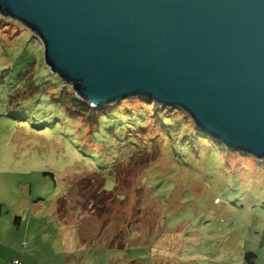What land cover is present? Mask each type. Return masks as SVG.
<instances>
[{"label": "rangeland", "instance_id": "obj_1", "mask_svg": "<svg viewBox=\"0 0 264 264\" xmlns=\"http://www.w3.org/2000/svg\"><path fill=\"white\" fill-rule=\"evenodd\" d=\"M0 17V263L20 264L14 251L22 264H264V160L186 138L190 116L139 97L91 132L51 99L65 82L43 42ZM26 72L52 85L17 96ZM100 180L114 202L99 194L92 212Z\"/></svg>", "mask_w": 264, "mask_h": 264}, {"label": "water", "instance_id": "obj_2", "mask_svg": "<svg viewBox=\"0 0 264 264\" xmlns=\"http://www.w3.org/2000/svg\"><path fill=\"white\" fill-rule=\"evenodd\" d=\"M92 108L147 98L264 160V0H0Z\"/></svg>", "mask_w": 264, "mask_h": 264}, {"label": "trees", "instance_id": "obj_3", "mask_svg": "<svg viewBox=\"0 0 264 264\" xmlns=\"http://www.w3.org/2000/svg\"><path fill=\"white\" fill-rule=\"evenodd\" d=\"M0 16H2L0 14ZM3 22V18L0 17V25L2 24ZM32 72H26L25 74H18L16 75V80H15V87L17 92V96H20V97H25L27 94L30 95L31 97H33V95L35 93H43L44 90H46V88H43L42 85H52V82H44V84L42 83H38L36 82V79H33L34 76L31 75ZM2 74V73H0ZM58 84V83H57ZM56 84V85H57ZM60 84V82H59ZM54 85V83H53ZM63 87L61 88V91L59 92V94L56 96V93L55 92H52L50 93L51 95V99L57 103V105L61 108V110H64L67 112V114L69 115V117L71 119H74V118H81L83 121H84V124L85 126H88L89 129H91V132L92 130H97L98 129L100 130L101 128V125H105L107 123H109L110 120H112V117L113 116H116V109L118 105L122 104L123 102L120 101V103H116V104H112V105H108V107H100V108H92L87 102H84L82 101V98L79 97L77 94V91L74 87L72 86H68L67 84L63 83L62 85ZM45 94H48V93H45ZM141 101H144L146 103H149V104H154L153 102H151L149 99L143 97V98H139ZM133 100V99H131ZM130 100V101H131ZM126 103V102H125ZM164 111H163V114H169V110L170 109H166V108H163ZM173 110H176V109H173ZM122 111V110H121ZM127 113L129 112H132L129 108L125 110ZM179 111H174L172 114H169V115H176ZM118 114V113H117ZM166 125V124H164ZM116 127V128H115ZM115 127H109V128H105L106 131H115V129H118L119 126L116 125ZM195 130V131H194ZM194 130L193 132L191 131L190 134H186V138H189V136L191 134H194L195 135H200V136H204L206 138H209L203 131L199 130L198 127H196L194 125ZM210 139V138H209ZM96 181V180H95ZM97 182H94V183H90V186H93L95 185ZM99 186L100 188H96L97 191L94 192V197H90V199H92V201L90 202L91 203V211L93 212L95 209H98L101 211L102 210V207L103 205H98L96 208H93L95 207L97 204V202L99 200H97V198L100 197V195L102 196V198L100 199L102 202L103 201H107L108 203L112 204V202H114L113 200V194L114 192H108L106 190H103V181L100 180L99 181ZM95 189V190H96ZM100 194V195H99ZM81 196V194H80ZM84 205H85V202H84ZM96 211V210H95ZM94 211V212H95ZM20 219L21 217H17L15 219V222L16 224L18 225L20 223ZM256 256V253H247L246 254V260H247V263L248 264H252L253 261H254V258Z\"/></svg>", "mask_w": 264, "mask_h": 264}, {"label": "crops", "instance_id": "obj_4", "mask_svg": "<svg viewBox=\"0 0 264 264\" xmlns=\"http://www.w3.org/2000/svg\"><path fill=\"white\" fill-rule=\"evenodd\" d=\"M2 212H3V209L0 207V217L2 216ZM15 224H16V222H15ZM21 224V222L18 224V226ZM17 225V224H16ZM2 228H4V229H6V230H8L9 231V233H12V230L14 229V228H12L11 227V225L9 226V228H8V226H4V225H2L1 226ZM19 228V227H18ZM15 230V229H14ZM15 232H16V230H15ZM16 234H17V239L19 240V241H21L22 239L20 238V236H19V233L18 232H16ZM2 240V242H4V240L3 239H1ZM7 250L8 249V247H5V245H1L0 244V250ZM4 253V252H3ZM4 256H5V253H4ZM6 256L8 257V261L11 263L12 261H19V263L20 264H22L21 263V259L22 258H20V253H18L17 255L15 254L14 255V251H11V253L10 254H6ZM0 264H2V263H0Z\"/></svg>", "mask_w": 264, "mask_h": 264}, {"label": "built area", "instance_id": "obj_5", "mask_svg": "<svg viewBox=\"0 0 264 264\" xmlns=\"http://www.w3.org/2000/svg\"><path fill=\"white\" fill-rule=\"evenodd\" d=\"M17 264V263H16Z\"/></svg>", "mask_w": 264, "mask_h": 264}]
</instances>
